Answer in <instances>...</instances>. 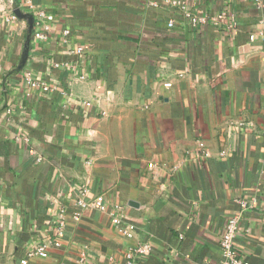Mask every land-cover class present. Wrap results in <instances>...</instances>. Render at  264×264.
Segmentation results:
<instances>
[{
  "label": "crops",
  "instance_id": "1",
  "mask_svg": "<svg viewBox=\"0 0 264 264\" xmlns=\"http://www.w3.org/2000/svg\"><path fill=\"white\" fill-rule=\"evenodd\" d=\"M29 1L52 20L23 64L29 24L6 21L22 0H0V264L63 211L60 247L27 264H129L142 244L136 264H221L234 217L240 256L264 264V0ZM99 195L132 237L91 207L74 218Z\"/></svg>",
  "mask_w": 264,
  "mask_h": 264
},
{
  "label": "built area",
  "instance_id": "2",
  "mask_svg": "<svg viewBox=\"0 0 264 264\" xmlns=\"http://www.w3.org/2000/svg\"><path fill=\"white\" fill-rule=\"evenodd\" d=\"M10 3H14V0H10ZM166 3L175 9L180 10L184 14H187L188 7L185 5V1L183 0H166ZM16 4V3H15ZM18 7L25 13L32 14L35 19L34 24V33H33V39L35 40H44L46 39L47 32L50 31V26L46 23L47 21L51 22L52 16L47 15L43 11H37L34 6L31 4L29 0H22V3L18 5ZM222 17V16H221ZM18 20V17L14 14V12H10L9 16L6 18L7 22H13ZM203 20H196L193 19L194 25H197L199 23H202ZM169 28H174L175 24L173 21L169 23ZM69 32L66 31L64 33V36H68ZM251 40H254V37H250ZM84 52L83 48H79L76 51L77 55H82ZM25 81L28 85L41 89L43 91H49L52 88L49 86L43 85L42 83L38 82L36 78L32 74H27L25 76ZM89 193L88 188L82 189V195L85 196ZM255 203V201H253ZM254 203L250 204L248 201H239V205L241 208L245 211L249 207H252ZM77 211L74 213V218L78 219L82 212L91 207L95 210L102 211L109 213L112 217L113 224L115 225V228L118 230L119 233L126 235L127 237L133 236V226L127 225L125 223V218L122 215V208L118 205L112 206V209L109 210L106 199L103 195L96 196L90 203L85 202L84 200H79L77 203ZM59 226L56 227L55 235L53 237H50L40 244H35L31 246L28 249V259L33 257H46L48 256V252L50 248L53 247H60V238L63 237L64 228L66 225L65 220V213L64 211L60 214V218L58 221ZM240 230V218L234 217L232 219H229L227 221V225L225 228V231L223 232L221 238H220V248H221V257L222 262L221 264H249L245 259H243L238 249L236 248V238L238 236V232ZM152 251V247L149 244H142L138 245L135 248L131 249L128 253V259L129 264H136V261L138 259H141L143 255H147ZM28 259L23 260V264L28 263ZM80 262L82 264H86L90 261V258L85 252H82L80 254Z\"/></svg>",
  "mask_w": 264,
  "mask_h": 264
},
{
  "label": "water",
  "instance_id": "3",
  "mask_svg": "<svg viewBox=\"0 0 264 264\" xmlns=\"http://www.w3.org/2000/svg\"><path fill=\"white\" fill-rule=\"evenodd\" d=\"M13 12L14 14L18 17V19L20 20H27L28 24H29V28H28V37H27V42L25 45V52L23 55V64L26 63L28 56H29V47L31 45L32 42V37H33V33H34V24H35V19L33 17L32 14L29 13H25L23 12L17 4L13 5ZM22 67H20L19 69H21Z\"/></svg>",
  "mask_w": 264,
  "mask_h": 264
}]
</instances>
